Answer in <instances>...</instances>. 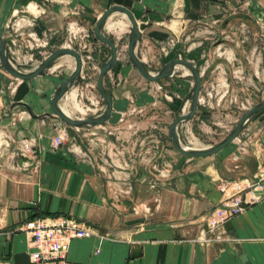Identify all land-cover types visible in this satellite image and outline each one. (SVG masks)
Returning <instances> with one entry per match:
<instances>
[{"label":"crops","instance_id":"1","mask_svg":"<svg viewBox=\"0 0 264 264\" xmlns=\"http://www.w3.org/2000/svg\"><path fill=\"white\" fill-rule=\"evenodd\" d=\"M114 4L127 7L135 16L141 34L135 50L145 64L158 53L159 44L192 23L202 28L204 21H216L221 35L230 33L228 28L234 23L229 17L219 21L221 3L215 0H0V30L23 11L30 16L44 13L36 29L58 30L65 15H74L76 9L100 16ZM245 5L250 14L246 24L252 25L251 34L258 37L254 41L263 45L264 0H245ZM230 46L240 53L237 44ZM41 75L32 79H51L56 86L51 76ZM11 82V74L0 67V264H34L30 237L16 227L39 216H71L108 234L102 240L71 239L65 264H264V197L228 220L222 239L193 240L222 198L218 180L252 176L264 164L260 152L264 150V118L250 120L222 154L192 158L174 184L164 179L155 186L134 175L115 186L101 172V163L92 152L81 157L66 150L63 143L52 148L58 133L50 99L48 103L41 98L33 101L26 88L13 95ZM52 90L37 91L34 84L40 96ZM110 94L113 110L108 121L114 123L124 103L115 90ZM19 108L30 111V116L21 114ZM28 141L34 155L19 152L18 146ZM22 161L31 164L24 167L19 164ZM139 169L131 165L129 172L138 174ZM144 169L151 172L149 167Z\"/></svg>","mask_w":264,"mask_h":264},{"label":"rangeland","instance_id":"2","mask_svg":"<svg viewBox=\"0 0 264 264\" xmlns=\"http://www.w3.org/2000/svg\"><path fill=\"white\" fill-rule=\"evenodd\" d=\"M215 1L221 3L219 21L229 17L234 22L228 28L230 33L221 35L216 29V21L206 20L202 28L192 23L165 39L164 44H159L158 53L144 63L151 73H156L168 60L177 57L190 60L198 67L202 81L195 115L177 126L180 140L188 148H205L219 142L246 110L264 100V44L254 41L258 37L251 34L254 31L250 29L252 25L246 24L250 14L244 7L245 0ZM74 11V15H65L58 30L36 29L44 13L38 14L34 10L33 13L38 15L30 16L23 11L8 21L0 34L6 39L11 62L25 72L59 47L79 51L82 56L80 75L58 105L72 118H88L98 116L106 107L96 81L101 65L110 55V48L97 40L93 33L99 12L88 15L81 9ZM261 22L264 26V17ZM234 30L235 35L231 34ZM102 31L114 39L117 47V59L104 77V86L110 93L115 90L117 99L124 103L119 120L75 128L50 109L57 122V135L61 136V143L70 153L85 157L92 152L96 161L101 163V172L114 181L115 186L119 180L130 181L134 175L154 185L164 179L174 184L190 167L194 157L183 155L173 147L168 128L177 116L189 110L194 78L186 68H176L170 77L157 81L144 79L128 59L130 22L125 14L112 16ZM263 39L261 43H264ZM232 43L238 45L239 54L231 50ZM74 65L72 56L62 55L44 70L41 76H51L48 78L56 81L55 87L51 79L21 80L11 75L9 90L14 95L19 89L26 88L28 98L33 101L41 98L48 103L60 83L71 74ZM115 74L119 75L115 78ZM34 84L37 91L53 89L52 93L40 96L34 91ZM19 109L21 114L30 116L25 108ZM263 118L264 109L252 116L244 129L250 120ZM237 139L239 135L232 142ZM18 149L25 155H34L30 141L22 142ZM19 164L26 167L31 163L22 161ZM14 165L17 166L18 162ZM131 165L140 168L138 174L129 172ZM148 167L151 172H143ZM126 186L130 193L131 186Z\"/></svg>","mask_w":264,"mask_h":264},{"label":"water","instance_id":"3","mask_svg":"<svg viewBox=\"0 0 264 264\" xmlns=\"http://www.w3.org/2000/svg\"><path fill=\"white\" fill-rule=\"evenodd\" d=\"M120 12L128 17L130 22V31L127 41V55L129 61L136 68L138 73L148 81H157L170 77L176 67L186 68L194 78V86L191 92L190 108L187 112L177 116L168 128L169 139L172 142L173 147L181 154L190 157H205L218 153L225 146L231 143L242 131L244 125L248 120L264 109V100L260 101L248 110H246L241 117L238 119L234 128L219 142L205 148H188L182 144L178 135L177 126L181 121L190 120L196 112L199 100V93L201 90V74L198 67L193 64L190 60L177 57L168 60L156 73H151L147 70L144 62L136 54L135 45L140 39V31L137 20L133 15L132 11L125 6L114 4L106 8L100 16L97 18L93 33L97 40L106 44L110 48V55L100 67L96 87L98 93L105 101V110L98 116H92L88 118H72L66 114L58 105V101L61 97L72 87L76 78L80 75L82 69V56L79 51L71 47H59L49 53L38 65L33 67L30 71L25 72L18 69L10 60L6 39L0 34V66L9 74L17 79L28 80L38 75H41L46 68H48L58 57L62 55H69L74 58V68L71 74L63 80L58 86L56 93L50 99L51 110L56 114L62 121H64L70 127H83V126H96L104 124L110 118L113 110L112 96L110 92L104 86V77L106 73L113 67L117 59V47L114 39L103 33V28L108 17L114 13ZM31 114L30 111H28Z\"/></svg>","mask_w":264,"mask_h":264},{"label":"built area","instance_id":"4","mask_svg":"<svg viewBox=\"0 0 264 264\" xmlns=\"http://www.w3.org/2000/svg\"><path fill=\"white\" fill-rule=\"evenodd\" d=\"M60 143L61 136L57 135L52 142V148H58ZM240 149L245 151V146ZM260 152L264 154L263 149ZM263 186L264 164L259 165L252 176L235 180L219 179L217 188L222 198L205 219V227L193 240L207 243L222 239L221 230L224 224L251 204L260 201L264 197ZM248 193L251 195L247 197ZM16 231L29 235L33 247L30 258L34 264H65L71 239L97 237L102 240L108 236L71 216L30 218L19 224Z\"/></svg>","mask_w":264,"mask_h":264},{"label":"bare ground","instance_id":"5","mask_svg":"<svg viewBox=\"0 0 264 264\" xmlns=\"http://www.w3.org/2000/svg\"><path fill=\"white\" fill-rule=\"evenodd\" d=\"M117 13H119V12H114V13H112L109 17H108V19L107 20H109L112 16H115V15H117ZM121 14H123V13H121ZM124 15V14H123ZM106 20V21H107ZM176 68H184V67H180V66H178V67H176ZM60 106V105H59ZM66 114H68L62 107H60ZM69 115V114H68Z\"/></svg>","mask_w":264,"mask_h":264}]
</instances>
